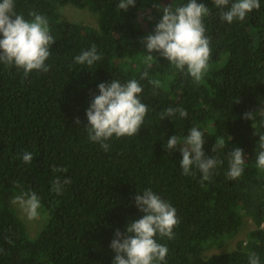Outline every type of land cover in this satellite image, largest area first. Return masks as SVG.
Wrapping results in <instances>:
<instances>
[{"label": "trees", "instance_id": "trees-1", "mask_svg": "<svg viewBox=\"0 0 264 264\" xmlns=\"http://www.w3.org/2000/svg\"><path fill=\"white\" fill-rule=\"evenodd\" d=\"M162 2L135 0L124 12L117 8L119 0H14L25 19H31L30 12L48 19L55 43L47 72L25 76L0 64V196L34 192L49 220L29 240L24 223L0 200V264H113L111 241L116 231L123 234L129 222L142 217L134 197L147 189L170 203L179 220L173 239L156 237L168 248L166 264H248L251 252L264 264V170L256 167L264 135V0L259 10L231 24L220 19L212 0H197L210 11L203 23L211 56L201 84L158 53L150 67L143 62L141 41L147 34L136 21L150 8L155 19L162 16L155 7ZM187 2L170 0L164 6ZM68 4L97 14L98 31L62 19L58 9ZM159 20H148L149 35ZM93 44L102 59L91 67L76 64L75 57ZM131 79L142 86L139 98L148 112L137 135L113 137L104 151L83 129L86 110L100 83ZM169 107L188 115L161 120ZM249 112L255 119H243ZM192 127L204 134L205 155L223 161L209 181L202 182L195 169L194 176L182 175L179 150L166 151L169 138L182 141ZM221 139L224 147L212 152ZM237 148L245 157L244 171L229 180L227 154ZM24 152L33 154L30 164L22 161ZM56 176L71 179L60 195L51 191ZM243 218L254 225L246 239L230 252L208 255L238 235Z\"/></svg>", "mask_w": 264, "mask_h": 264}, {"label": "clouds", "instance_id": "clouds-1", "mask_svg": "<svg viewBox=\"0 0 264 264\" xmlns=\"http://www.w3.org/2000/svg\"><path fill=\"white\" fill-rule=\"evenodd\" d=\"M219 9L220 19L228 24L234 20L243 21L253 10H259L260 0H212ZM135 6V0H119L117 8L124 12ZM162 13L152 34L147 35L141 42L145 45L144 63L151 66L156 59L153 53L168 61L170 67L186 74L196 84L203 82V77L209 70L211 56L210 38L205 35L204 17L210 15L209 8L197 0H188L186 4L155 5ZM226 9V10H225ZM31 19H25L23 14H17L14 0H0V64L23 70L25 76L32 71H49L46 60L51 55L49 49L55 43L50 34L49 21L43 15L30 12ZM151 19V17H149ZM96 45L82 51L75 57V63L91 67L101 60ZM148 75L145 71L141 79ZM155 87L160 86L159 80L150 81ZM99 95L92 99L85 116L87 125L83 128L88 140L99 143L104 151H108L107 143L111 138L132 137L137 135L143 125L148 107L140 100L143 89L136 79L121 83L112 80L111 83H100L97 86ZM179 114L186 118L188 113L183 108L166 109L160 116L161 120ZM243 119H255L253 113H245ZM80 124L79 119L75 121ZM204 134L192 127L188 134L181 139L173 135L166 143V151L177 149L182 157L180 168L182 175H195V169L201 174V181H209L212 171L223 164L222 160L205 155L203 145ZM165 147V146H164ZM221 139L214 144L212 152L223 148ZM256 167L264 170V135L259 136ZM229 180L239 178L243 171L245 157L242 149H234L227 154ZM22 161L30 164L33 161L31 152L22 154ZM54 172H65L66 169L53 168ZM71 184L70 178L61 179L56 176L52 181L51 191L62 194L65 185ZM135 206L143 213L138 220L129 222L124 233L116 231L110 248L115 253L113 264H166L168 248L158 243L156 237L174 238L173 229L179 220L175 208L151 189L134 197ZM11 202L19 206L27 219L34 220L39 216L40 200L34 192L22 191ZM248 264H260V258L255 252L249 253Z\"/></svg>", "mask_w": 264, "mask_h": 264}, {"label": "rangeland", "instance_id": "rangeland-1", "mask_svg": "<svg viewBox=\"0 0 264 264\" xmlns=\"http://www.w3.org/2000/svg\"><path fill=\"white\" fill-rule=\"evenodd\" d=\"M169 1L170 0H163V2L160 5L164 6ZM58 11H59L62 19H66L70 22L89 26V27H91L97 31L99 29L97 14L91 12L88 9L80 10V9H77V8L73 7L72 5L68 4V5L59 7ZM152 11L153 10L151 8L147 9L144 13H141L139 15V17L137 18V21H136V23L139 25L141 31H143L147 35H149V31H150L148 24H147L149 17H151V19L153 21L158 20V18L161 19V16H159V15H158V18L155 19L153 17ZM144 38L145 37H143V39ZM168 79H169V77H168ZM15 196H17V194H11L8 192H4L0 196L1 203L4 204L5 206L9 207L10 209H12L17 214V216L21 219V221L25 225L26 237L29 240H34L39 236L40 232L47 225L48 220H49L48 213L44 209L40 208L39 209V216L36 219H34V220L27 219L26 215L21 211L19 206L16 204H13L11 202V200ZM263 228H264V224H263ZM253 229H254V225L251 222V220H249L247 218H243V224H242V227H241L238 235L233 240L227 241L222 249H211V250H209L208 255L217 254L220 252H230V251L234 250L236 242L239 240H245L248 233Z\"/></svg>", "mask_w": 264, "mask_h": 264}]
</instances>
